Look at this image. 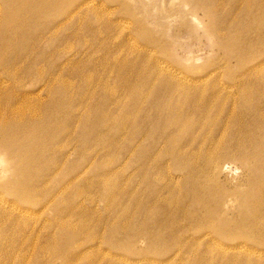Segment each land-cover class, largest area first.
<instances>
[{
	"label": "rangeland",
	"instance_id": "obj_1",
	"mask_svg": "<svg viewBox=\"0 0 264 264\" xmlns=\"http://www.w3.org/2000/svg\"><path fill=\"white\" fill-rule=\"evenodd\" d=\"M263 115L264 0H0V264H264Z\"/></svg>",
	"mask_w": 264,
	"mask_h": 264
},
{
	"label": "bare ground",
	"instance_id": "obj_2",
	"mask_svg": "<svg viewBox=\"0 0 264 264\" xmlns=\"http://www.w3.org/2000/svg\"><path fill=\"white\" fill-rule=\"evenodd\" d=\"M264 116V115H263ZM167 124L166 127L172 128L177 120L172 116V111L168 112ZM190 123L187 124L180 132L186 130L189 127ZM162 141V137H160L159 141H151V145H155L156 142ZM171 154L173 156L172 161L177 168L180 170L181 165L183 164V160L188 156V153L180 149L182 145L179 144L178 148L176 147L174 142H171ZM197 155L203 158L205 162V169L211 174L214 175L217 171L223 168V163L228 161L234 154H238L239 156H245L246 151L243 148L238 149L237 152H233L231 150H225L223 152L220 151H207V150H199L196 152ZM257 161V171L261 174H264V159L258 158ZM187 176H190V172L186 173ZM221 200V197H220Z\"/></svg>",
	"mask_w": 264,
	"mask_h": 264
}]
</instances>
